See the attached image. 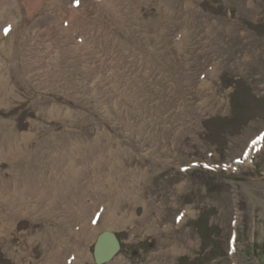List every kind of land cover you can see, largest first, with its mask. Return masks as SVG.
<instances>
[{
	"label": "rangeland",
	"instance_id": "rangeland-1",
	"mask_svg": "<svg viewBox=\"0 0 264 264\" xmlns=\"http://www.w3.org/2000/svg\"><path fill=\"white\" fill-rule=\"evenodd\" d=\"M14 134L32 159L0 161V178L80 170L61 201L86 227L84 264L106 232L119 250L100 264H264V0H0V142ZM104 207L134 222L101 223ZM51 212L20 211L0 264L41 257L28 229L67 231ZM155 215L173 225L140 228ZM170 241L181 250L159 254Z\"/></svg>",
	"mask_w": 264,
	"mask_h": 264
},
{
	"label": "bare ground",
	"instance_id": "bare-ground-1",
	"mask_svg": "<svg viewBox=\"0 0 264 264\" xmlns=\"http://www.w3.org/2000/svg\"><path fill=\"white\" fill-rule=\"evenodd\" d=\"M27 139H29L28 134H14V137L12 139L11 135H7L5 143L0 142V161H7L10 164L11 169H13L16 167V165H19L18 163H20L23 157L26 156V158L31 160L32 158L30 157L32 156V154L29 153L28 149L25 150L23 147V143H21L28 142L26 141ZM59 159V162L56 161L59 167L62 164H67V162H65L66 159L62 156H60ZM30 164L32 163L30 162L29 165ZM29 165L28 169L25 170L27 171V175L25 176L22 174L17 176V174H15V176L11 177L10 181H7L2 177L0 178V237L4 236L5 230L7 228H13L12 225L15 219L20 215V211H24L26 216L35 220L38 215L50 217L51 213H53L51 211L54 210L55 212L59 213V222L64 225V227L67 226V231L64 232V234L57 231L56 233H52V235H47V233L45 232V236H42L43 233L41 234L38 231L35 233V231L30 229L24 231L23 233L25 234V238L28 244L33 245L35 244V241L42 240V255L39 259H35L34 257L32 258L30 257V255H28L27 251H24L22 247H20L19 249L22 253L17 254V259L21 262L22 255L24 254V257L27 258L26 264H84V261L86 259H89L90 257V254L87 253V250L82 245L83 241L86 239V227L84 226V224H81L79 226H74L73 224L71 226L68 212L69 209H66L67 203L66 201H61L65 200V198L67 197V191L70 187L69 184L77 183L80 176V170L74 167V163L67 164V167L65 168L66 172L64 173L65 175H68L66 183H58L55 177L53 178V176H45L43 173L39 174V172H36L34 168H32L33 166L29 168ZM31 172H34V174H30ZM140 177L141 179H145L146 175H140ZM179 187L182 189L184 186L180 184ZM111 188L112 187H109V189L107 188V190L103 188L104 195H112L113 190ZM124 196H133V201L135 203H142L143 205H145L146 209L150 206V204L147 203V200L143 199V197L139 193H136V196H134L132 194V191L128 189L119 192L118 197L116 198L122 199ZM117 199L116 203H119V200ZM60 203L64 204L63 208L61 209L57 208L61 206ZM79 209L83 213L85 208L82 205ZM114 211L115 210H113L112 208L104 207L100 222H108L112 227H119L126 225L128 222H134L136 213H134L133 211L132 213L129 212V215L121 217L116 216L114 214ZM192 213L193 210L192 206L190 205L183 206L181 207V209L179 208V210L175 213V222L173 224L178 223L180 225L181 222L184 221L187 216ZM148 217H150V215ZM154 217L155 220L151 221L149 219H144L145 221L143 222V226L141 227V225L139 224L140 228H142L146 232H156L159 230L168 229V227L173 225L172 223L168 225L166 222H160L156 220V215ZM72 237L74 238V243L70 242V238ZM105 242H111V232H106L98 238L96 245V253L98 256L101 255L103 244ZM189 242L191 246V244H193V240L189 239L188 243ZM166 244L167 245L163 246L158 245L159 247L157 248V252L159 254L167 253L168 251H173L175 253L181 250L180 248L182 247V245L180 246L178 242L170 241ZM32 245H30V247ZM158 253L155 254L157 255ZM32 261H34V263H32ZM150 264L157 263L156 261H153L150 262Z\"/></svg>",
	"mask_w": 264,
	"mask_h": 264
},
{
	"label": "water",
	"instance_id": "water-1",
	"mask_svg": "<svg viewBox=\"0 0 264 264\" xmlns=\"http://www.w3.org/2000/svg\"><path fill=\"white\" fill-rule=\"evenodd\" d=\"M112 243V244H111ZM119 250V241L117 240L115 234L111 233V242H105L103 244V249L101 255H97L95 249V261L96 263H103L109 261Z\"/></svg>",
	"mask_w": 264,
	"mask_h": 264
}]
</instances>
